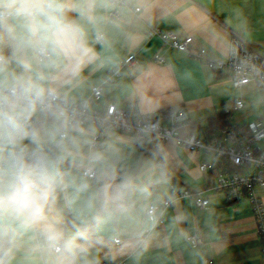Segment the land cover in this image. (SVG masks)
Masks as SVG:
<instances>
[{
  "label": "clouds",
  "instance_id": "clouds-1",
  "mask_svg": "<svg viewBox=\"0 0 264 264\" xmlns=\"http://www.w3.org/2000/svg\"><path fill=\"white\" fill-rule=\"evenodd\" d=\"M187 0H0V264H168L202 253L197 216L149 149L155 110L127 65ZM250 89L264 96V77ZM123 102L133 123L109 115Z\"/></svg>",
  "mask_w": 264,
  "mask_h": 264
},
{
  "label": "crops",
  "instance_id": "crops-1",
  "mask_svg": "<svg viewBox=\"0 0 264 264\" xmlns=\"http://www.w3.org/2000/svg\"><path fill=\"white\" fill-rule=\"evenodd\" d=\"M184 7L188 18L197 25L195 30L186 27L184 19L159 21L154 27L181 38L193 37L195 46L206 48L208 56L214 60H226L233 33L264 50V0H187ZM158 54L164 57L165 64L154 61ZM133 58L138 59L144 70L141 79L146 95L156 105L153 112L185 108L192 122V132L201 139L219 127L213 118L221 116L236 99L244 102L241 110L232 113L240 127L264 116V96H257L249 85L235 89L229 76L207 68L158 37L148 35L138 50L126 54L127 60ZM147 145L150 149L161 145L169 150L172 184L178 190L204 191V197L210 201L203 210L192 200L180 199V203L197 216L196 231L203 238L202 253L193 260L186 252L173 251L168 264H203L207 260H213L214 264H264L249 203H229L223 193L210 189L216 184V171L203 174L198 169L199 162L212 163L215 156L190 152L173 142L155 141ZM259 195L264 202V190H260ZM153 255L150 254L144 264H157Z\"/></svg>",
  "mask_w": 264,
  "mask_h": 264
},
{
  "label": "built area",
  "instance_id": "built-area-1",
  "mask_svg": "<svg viewBox=\"0 0 264 264\" xmlns=\"http://www.w3.org/2000/svg\"><path fill=\"white\" fill-rule=\"evenodd\" d=\"M148 35L160 38L164 44L207 68L229 76L237 90L249 85L253 73L264 77V50L254 47L237 33L232 35L226 60L211 59L207 49L196 47L191 36L181 38L176 33L165 32L154 26ZM154 61L159 65L165 64L164 57L159 54L154 56ZM127 65L135 68L139 66V61L133 58L127 60ZM243 106L241 99L234 100L223 111L224 125L208 132L205 139L192 132V122L185 108L153 112L147 118L152 129L148 143L173 142L190 152L213 154L216 160L212 163L199 162L198 169L203 174L216 171L217 181L210 189L223 193L229 203H249L264 258V202L259 195V191L264 190V116L240 127L233 120L232 113ZM109 108V115L134 122L127 105L111 103ZM172 185L180 199L194 201L199 209L208 208L210 201L204 197V191L178 190ZM197 239L201 245L203 238L198 231ZM203 264H214V261L207 260Z\"/></svg>",
  "mask_w": 264,
  "mask_h": 264
},
{
  "label": "trees",
  "instance_id": "trees-1",
  "mask_svg": "<svg viewBox=\"0 0 264 264\" xmlns=\"http://www.w3.org/2000/svg\"><path fill=\"white\" fill-rule=\"evenodd\" d=\"M213 120L216 122V126H219L218 128L222 127L224 125V120H225L224 113H222L221 116L213 118ZM213 125H215L214 122H213ZM147 144H149V143H147ZM146 146L150 149V147L148 145H146Z\"/></svg>",
  "mask_w": 264,
  "mask_h": 264
},
{
  "label": "rangeland",
  "instance_id": "rangeland-1",
  "mask_svg": "<svg viewBox=\"0 0 264 264\" xmlns=\"http://www.w3.org/2000/svg\"><path fill=\"white\" fill-rule=\"evenodd\" d=\"M199 135H201V133L200 132H197Z\"/></svg>",
  "mask_w": 264,
  "mask_h": 264
}]
</instances>
